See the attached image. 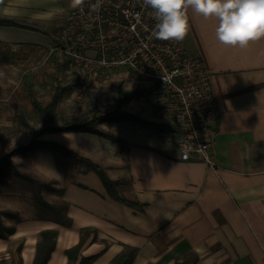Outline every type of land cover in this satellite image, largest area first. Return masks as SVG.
Here are the masks:
<instances>
[{"label":"crops","instance_id":"0c3cea01","mask_svg":"<svg viewBox=\"0 0 264 264\" xmlns=\"http://www.w3.org/2000/svg\"><path fill=\"white\" fill-rule=\"evenodd\" d=\"M67 7L68 0H0V18L15 22L0 25V45L50 50ZM187 17L184 47L202 59L216 107L212 163L178 157L159 107L150 124L124 122L125 147L112 153L122 168L110 177L140 206L110 197L94 171H78L61 193L70 224L37 215L5 222L15 228L0 237V264H33L45 229L57 231L47 264H67L65 251L84 227L96 231L80 251L94 256L89 264H108L124 245L138 248L132 264H175L189 251L197 264H264V39L227 47L215 39L214 19L191 9Z\"/></svg>","mask_w":264,"mask_h":264},{"label":"rangeland","instance_id":"374dc122","mask_svg":"<svg viewBox=\"0 0 264 264\" xmlns=\"http://www.w3.org/2000/svg\"><path fill=\"white\" fill-rule=\"evenodd\" d=\"M63 17L64 15L61 16L62 19ZM20 47L10 51L7 47L0 45V157L6 155L13 147L31 140L33 128L38 127V124L28 114H26L27 122L17 119V111L32 107L27 82L33 85V91L38 99H48L47 90L38 88L36 80L48 78L49 73L54 70L53 66L34 59V56L29 53L30 50ZM76 76L79 77V83L74 92L68 94L62 91L59 99L58 111L61 121L87 119L93 116V113H104L116 107L119 90L126 92L135 88H150L153 85L151 80L131 74L124 68L111 70L106 76H94L86 75L83 70L72 64L60 73L63 85L69 82V78ZM81 84H86V87L79 95L78 88ZM93 108H97V112H94ZM122 108L148 120L154 117L155 113H159L157 111L159 108L154 102V93L146 91H141L129 99ZM163 115L160 114L157 117L161 120L163 131L169 133V120ZM122 124V122H109L98 123L97 126L121 135L125 133V127ZM132 126L135 129L140 127ZM146 128L154 127L146 125ZM40 138L56 140L73 150L76 155L42 148L32 154H14L11 159L20 171L39 180L53 182L56 191L42 190L41 196L44 200L57 204L59 209L65 205L60 190L74 181L76 173L84 169V166L76 163V156L87 157L99 163L109 176L122 168L120 159L112 155L117 144L96 133L82 130L49 132L42 134ZM32 190V185L24 178L17 176L14 169L6 170L4 181L0 183V210L12 212L16 216L10 218L3 215L4 222L11 223L15 221V218L43 213L53 214L34 202Z\"/></svg>","mask_w":264,"mask_h":264},{"label":"built area","instance_id":"2783aa9c","mask_svg":"<svg viewBox=\"0 0 264 264\" xmlns=\"http://www.w3.org/2000/svg\"><path fill=\"white\" fill-rule=\"evenodd\" d=\"M155 23L143 0H83L78 6L68 0L50 51L68 56L86 75L124 68L151 80L154 102L173 125L178 157L211 164L218 129L209 74L200 57L186 52L183 39H156ZM85 87L79 86V95Z\"/></svg>","mask_w":264,"mask_h":264},{"label":"trees","instance_id":"16d2710c","mask_svg":"<svg viewBox=\"0 0 264 264\" xmlns=\"http://www.w3.org/2000/svg\"><path fill=\"white\" fill-rule=\"evenodd\" d=\"M15 22L9 19L0 18V25H14ZM20 48H26L30 50L29 53L34 56V59L42 60L54 67L49 73L48 78L36 80L38 88L47 90L48 99L41 100L38 99L36 93L33 91V85L28 83L27 89L31 96V108H21L17 111V119L22 121L26 120V114L38 124V127L33 128V135L29 142L25 144H20L13 147L6 155L0 157V183L4 181V176L6 170L11 168L15 170V174L21 178H24L28 181L33 188V200L39 206L44 209H47L53 214H38V217H52L55 221L69 225L70 219L66 214V207L59 209L58 205L55 203H50L44 200L41 196L42 190H52L56 191V188L52 181H43L39 180L36 177H33L25 172L20 171L17 168V165L12 161L11 156L14 154H32L42 148H49L51 150H58L66 152L70 155H76V153L66 147L64 144L52 140L40 138L44 133L49 132H66V131H89L101 135L109 139L112 143L120 146L121 149L125 147L126 139L119 134L111 130H104L97 126L98 123H109V122H137L141 124H150L151 121L145 119L138 114L124 110L122 108L123 104L126 103L129 99L135 97L141 91L153 92L157 88L156 84L150 86V88H135L126 92H121L119 90V97L114 109L108 110L104 113H97L93 116H90L87 119H76V120H66L61 121V117L58 111V102L62 95V91H66L68 94L73 93L76 85L79 83V77L69 78V82L62 84L60 78V73L67 70L71 66L72 60L68 56L61 54L58 51L43 50L39 53V49L36 46H23ZM10 51H15L11 50ZM38 53V54H37ZM46 56V59H44ZM114 71V70H113ZM129 71V70H128ZM130 73V71H129ZM110 74L108 72L104 75H94V76H106ZM94 112H97V108H93ZM76 163L84 166L82 172L94 171L102 181L106 191L110 197L115 200H118L122 203L128 204L130 206H140V204L135 200H130L123 196L119 189V180L111 178L104 168L97 162L90 160L87 157L76 156ZM63 190H60L62 193ZM8 216L14 218L16 216L14 213L9 211L0 210V237L7 238L14 231V225H7L2 216ZM18 218H15L17 221ZM94 233V239L96 238V231L91 227H84L80 230V238L77 244L66 249L65 253L68 258L67 264H89L94 256H81L80 251L87 241L89 234ZM57 237V231L54 229H45L39 233L38 241L36 244L35 255L33 259V264H47L51 252L55 248ZM138 248L134 246L124 245L123 249L117 253L108 264H132ZM198 255L192 251L185 252L182 256L178 257L175 261V264H197ZM148 264H160L156 262H149Z\"/></svg>","mask_w":264,"mask_h":264},{"label":"clouds","instance_id":"9594fccd","mask_svg":"<svg viewBox=\"0 0 264 264\" xmlns=\"http://www.w3.org/2000/svg\"><path fill=\"white\" fill-rule=\"evenodd\" d=\"M83 0H73L78 6ZM156 20L153 36L159 40H182L191 9L205 20L214 19V35L227 47H248L264 39V0H143Z\"/></svg>","mask_w":264,"mask_h":264}]
</instances>
